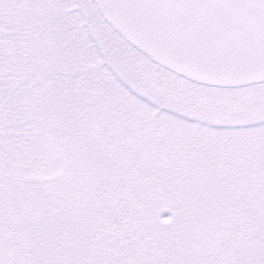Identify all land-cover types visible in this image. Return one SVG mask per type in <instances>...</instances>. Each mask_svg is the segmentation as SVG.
<instances>
[{"label":"snow or ice","instance_id":"obj_1","mask_svg":"<svg viewBox=\"0 0 264 264\" xmlns=\"http://www.w3.org/2000/svg\"><path fill=\"white\" fill-rule=\"evenodd\" d=\"M0 264H264V0H0Z\"/></svg>","mask_w":264,"mask_h":264}]
</instances>
